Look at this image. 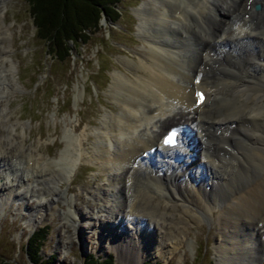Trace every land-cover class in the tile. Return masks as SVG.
Returning a JSON list of instances; mask_svg holds the SVG:
<instances>
[{"label": "bare ground", "instance_id": "1", "mask_svg": "<svg viewBox=\"0 0 264 264\" xmlns=\"http://www.w3.org/2000/svg\"><path fill=\"white\" fill-rule=\"evenodd\" d=\"M254 1L145 2L138 10L144 51L136 59L127 56L126 71L113 75L110 94L119 111L110 107L104 115L92 150L85 130L65 129L57 157L26 149L25 126L20 134L3 102L14 88L15 68L12 28L3 17L0 210L13 200L30 208L32 224L61 210L66 225L87 219L98 241L108 247L117 242L125 259L141 252L130 246L140 245L135 235L144 223L157 250L173 252L187 242L190 223L216 217L225 241L218 264H264V0L258 9ZM196 88L206 94L201 104ZM180 118L193 119L180 134L182 144L159 148L163 131ZM88 153L110 172L92 194L106 219L81 209L59 185ZM43 181L52 186L46 189Z\"/></svg>", "mask_w": 264, "mask_h": 264}, {"label": "rangeland", "instance_id": "2", "mask_svg": "<svg viewBox=\"0 0 264 264\" xmlns=\"http://www.w3.org/2000/svg\"><path fill=\"white\" fill-rule=\"evenodd\" d=\"M147 1L117 0L114 8L119 15L114 21L101 16L85 42L73 44L69 40V54L58 58L49 53L43 38L38 35L28 1L4 0L0 5V25L4 17L5 24L12 28L14 43L9 50L15 68L11 75L14 88L7 95L8 101L3 102L7 103L13 120L19 122L16 128L20 134L25 126L26 149L36 155L57 157L64 148L65 129L78 126L75 132L86 131L87 146L92 150L104 115L111 112L110 107L115 111L120 108V103L110 94L114 73L126 71L127 56L136 59L144 51L146 39L139 30L138 10ZM180 119L168 126L193 120ZM0 130L6 131L1 125ZM109 174V170L99 161L91 160L88 153L71 179H62L59 185L68 196H76L74 202L77 206L104 219L107 216L99 213L102 203L92 194L97 186L107 182ZM43 184L46 189L52 186L49 181H43ZM29 203L35 205L34 200ZM62 206L66 208L64 204ZM29 210L13 200L0 210V258L13 264H35L26 252V244L32 230L44 225L47 226V237L41 254H56L57 264H80L89 252L97 256L112 254L116 264H138L142 259L158 260L162 264H218L219 249L225 244L216 217H211L196 224L190 223L187 242L181 243L176 250L159 252L154 233L149 232L144 223L141 225L143 233L135 235L140 245L130 246L141 252L134 251V255L125 259L126 250L117 242L108 247L98 241V232L92 229L87 219L80 226L66 225L61 210L44 223L32 224ZM98 227L102 228L100 223ZM156 227L158 229L160 225ZM75 229L78 236L74 234Z\"/></svg>", "mask_w": 264, "mask_h": 264}, {"label": "trees", "instance_id": "3", "mask_svg": "<svg viewBox=\"0 0 264 264\" xmlns=\"http://www.w3.org/2000/svg\"><path fill=\"white\" fill-rule=\"evenodd\" d=\"M31 6L36 31L49 53L62 58L69 54V40L73 44L85 42L91 29L99 24L101 16L113 21L119 15L114 8L117 0H27ZM116 6V5H115ZM35 229L29 236L26 252L35 264H57L56 254H41L47 237L46 228ZM0 264H13L0 258ZM80 264H116L112 254L97 256L94 252L86 253ZM142 264H161V261L144 260Z\"/></svg>", "mask_w": 264, "mask_h": 264}, {"label": "snow or ice", "instance_id": "4", "mask_svg": "<svg viewBox=\"0 0 264 264\" xmlns=\"http://www.w3.org/2000/svg\"><path fill=\"white\" fill-rule=\"evenodd\" d=\"M201 95V99H202V94H200ZM175 135V133H173V136ZM170 142H172V137H169L166 141H165V143H170Z\"/></svg>", "mask_w": 264, "mask_h": 264}]
</instances>
